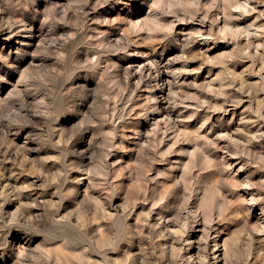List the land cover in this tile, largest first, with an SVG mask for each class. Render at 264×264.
<instances>
[{
  "label": "rangeland",
  "instance_id": "1",
  "mask_svg": "<svg viewBox=\"0 0 264 264\" xmlns=\"http://www.w3.org/2000/svg\"><path fill=\"white\" fill-rule=\"evenodd\" d=\"M0 264H264V0H0Z\"/></svg>",
  "mask_w": 264,
  "mask_h": 264
},
{
  "label": "bare ground",
  "instance_id": "2",
  "mask_svg": "<svg viewBox=\"0 0 264 264\" xmlns=\"http://www.w3.org/2000/svg\"><path fill=\"white\" fill-rule=\"evenodd\" d=\"M169 63H170V62H169ZM169 63H167V64H169ZM156 64H158V63H156ZM159 64L161 65L160 61H159ZM159 64H158V65H159ZM158 65H157V66H158ZM162 66H165V65H162ZM158 69H159V68H158ZM162 72H163V68H162ZM161 89H162V88H161ZM232 205H233V204H232ZM238 206H239V205H238ZM235 207H236V206H235ZM235 207H234L233 209H236ZM230 210H231V209H230ZM232 211H233V210H232ZM230 216H231V215H230ZM236 216H237V215H236ZM222 218H223V217L217 219V220H216V223H217V224H218V223L220 224L219 221H220V220H223ZM234 218H235V217H234ZM230 260H231V259H230Z\"/></svg>",
  "mask_w": 264,
  "mask_h": 264
}]
</instances>
